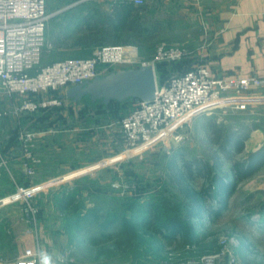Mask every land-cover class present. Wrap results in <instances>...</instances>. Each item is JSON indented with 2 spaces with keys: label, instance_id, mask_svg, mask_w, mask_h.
I'll list each match as a JSON object with an SVG mask.
<instances>
[{
  "label": "rangeland",
  "instance_id": "1",
  "mask_svg": "<svg viewBox=\"0 0 264 264\" xmlns=\"http://www.w3.org/2000/svg\"><path fill=\"white\" fill-rule=\"evenodd\" d=\"M121 1L46 0L47 11L56 12L47 24L48 40L53 39L62 47L47 45L40 66L66 58L89 57L100 46L116 44L114 35L119 32L112 31L95 36L96 40L108 41L105 44L72 46L78 38L89 37L86 22L90 15L92 19L98 18L100 13L110 16L114 5ZM144 6L139 12L141 35L136 36L134 42L118 45H136L143 61L152 59L160 46L183 49L186 54L182 59L159 62L163 78L195 63H206L207 41L212 36L205 12L189 9L184 0H146ZM216 7H220L217 1ZM120 33L119 41L132 40L130 33ZM201 35H205L204 39ZM158 76L161 77L159 72ZM19 102L20 97L11 101L0 91L1 111L12 110ZM133 105L131 100L93 107L87 103L64 104L47 113L21 112L0 117V153L8 160L10 169L12 163H22V136L30 133L34 135L33 151L49 156L48 169H56L60 160H66L69 166L82 171L75 178L50 184L30 197L34 213L23 199L0 204V252L14 255L26 239L38 235L42 240L43 235L50 241L51 247L46 251L55 263H58L56 254L51 250L55 249L59 255L68 250L67 260L59 264H134L137 257L144 264H175L179 257L215 253L221 250V237L234 236L238 240L233 244L238 261L263 263L264 220L260 212H264V186L261 188V177L239 182L219 215L205 214L202 220L193 219L198 235L193 241L195 249L186 248L182 234L168 238L142 225L141 219L145 208L153 202L171 213L183 209L182 194L169 178V164L172 159L180 166L183 158L210 159L209 154L215 150L209 127L211 120L226 127L250 128L258 120L264 121V104L255 105L253 111L228 107L201 113L177 128L179 139L171 137L147 148L126 150L119 121ZM53 118L55 124L51 123ZM50 129L59 131L55 135L45 133ZM42 132L43 138L39 136ZM53 153L57 156H50ZM228 164L229 161H225L224 167ZM58 172L53 170L50 175ZM12 176L6 170L0 171V200L16 192ZM35 176L28 179L33 182ZM202 184L201 178L194 182L197 188ZM64 191L73 196L74 202L62 208L60 197ZM213 203L215 205V201Z\"/></svg>",
  "mask_w": 264,
  "mask_h": 264
},
{
  "label": "built area",
  "instance_id": "2",
  "mask_svg": "<svg viewBox=\"0 0 264 264\" xmlns=\"http://www.w3.org/2000/svg\"><path fill=\"white\" fill-rule=\"evenodd\" d=\"M132 1L142 5L146 0ZM55 13L47 11L46 0H0V91L11 101L20 97V102L12 110H0V117L62 106L64 99L57 95L48 96L49 93H64L68 87L98 75L145 64H152L155 69L156 92L151 100L135 101L133 108L120 119L126 150L147 148L171 137L179 139L181 135L177 128L201 113L228 107L243 111L252 103L264 100L263 95L257 94L258 90L264 89V76L217 77L202 62L172 73L160 83L157 65L164 60L182 59L186 53L178 47L160 46L152 59L143 61L136 45H103L92 56L66 58L40 66L47 45V24ZM33 136L25 134L23 143L22 164L28 176L36 173L40 163V158L32 151ZM1 170L9 171V164L0 153ZM15 186L16 192L2 198L0 204L23 199L34 213L29 198L44 190L46 185L29 182L16 183ZM219 242L221 250L199 257H182L176 264H218L222 260L237 264L233 244L238 240L234 236L221 237ZM196 247L194 243L186 245L188 250ZM40 251L41 248L37 247L28 256H18L4 263L39 264ZM67 256L68 250H65L58 256L59 262H65Z\"/></svg>",
  "mask_w": 264,
  "mask_h": 264
},
{
  "label": "trees",
  "instance_id": "3",
  "mask_svg": "<svg viewBox=\"0 0 264 264\" xmlns=\"http://www.w3.org/2000/svg\"><path fill=\"white\" fill-rule=\"evenodd\" d=\"M144 8V4L137 5L132 0H123L114 5L113 13L110 16L100 13L98 18L92 19L93 15H90L86 22V27L90 30L89 37L82 36L74 43L83 46L91 44L102 45L108 41L104 39L96 40L95 36L99 33L110 34L112 31L114 33L116 31L119 32L114 35L117 38V41L115 40L116 44L134 42L136 36H140L142 33L139 12ZM121 31L130 33L132 40L119 41ZM188 68L186 67L184 70ZM157 71L161 75V77L159 76L161 81L167 78H163L162 70L158 65ZM128 100L135 102L134 99H127L122 102ZM77 102L87 103L92 105V107L98 104H105L101 101L93 103L87 96ZM111 102L122 103L119 101ZM62 106L56 107L62 108ZM50 109L52 107L48 108V110ZM43 110L46 109L38 112ZM209 124L212 136L211 141L215 146V150L209 154L210 159L183 158L181 166L178 165L176 159H172L169 164V178L172 183L178 186L182 194L183 209L171 213L166 208L161 207L159 203L153 202L145 208L141 219L142 225L151 227L156 233L165 235L168 238L182 234L186 244L193 243L198 236L193 219L202 220L205 214L210 216L219 215L227 207L228 199L234 192L238 182L252 175L264 163V145L250 152L244 158H237V154L244 149L245 140L249 136L251 128L258 127V123L252 124L250 128L243 126L239 128L226 127L217 122V120H211ZM225 161L230 163L228 171L224 169ZM198 178L203 179V184L199 188L194 185L195 180ZM73 202V196L64 191L60 197V206L64 208ZM134 264H144V262L137 257Z\"/></svg>",
  "mask_w": 264,
  "mask_h": 264
},
{
  "label": "crops",
  "instance_id": "4",
  "mask_svg": "<svg viewBox=\"0 0 264 264\" xmlns=\"http://www.w3.org/2000/svg\"><path fill=\"white\" fill-rule=\"evenodd\" d=\"M215 1H217L220 7L215 8ZM184 4L189 7V9L195 8L198 11L205 12L208 20L209 27L211 28V39H208L209 48L206 53V65L212 73L217 77L222 76H246V75H259L264 76V0H184ZM205 35H201L200 38L204 39ZM55 47H62L60 44L51 40H48L47 37V45ZM46 45V46H47ZM73 47H87L81 44L72 43ZM56 93V92H54ZM54 93H49L48 96H53ZM57 96L60 97L61 92H57ZM257 94L264 96V89L258 90ZM64 99L65 105H76L79 106L82 102H74L70 101L67 98ZM70 102V103H69ZM264 104V100L262 102H254L252 103L247 110L253 111L255 105ZM92 107V105H90ZM52 109H56L53 108ZM50 109V110H52ZM49 112L48 109L43 110L42 113ZM32 114V113H29ZM54 118L52 119V124H55ZM258 127L251 128L249 136L245 140V146L242 152L237 154V158H244L250 152H253L264 145V121H257ZM52 131V132H51ZM59 130H48L45 133L57 134ZM44 132L39 135L43 138ZM37 136V135H36ZM22 141L24 143V135L22 136ZM35 137V141H36ZM34 139L32 140L33 145ZM33 151V149H32ZM33 153L40 158V163L36 167V176L33 179V182H43L46 187L50 184H55L56 182L62 180H70V178H75L78 173H81L80 169L76 167L69 166V162L66 160H60V165L58 168L48 169L47 163L49 160V156L38 154L33 151ZM243 154L242 157L238 155ZM50 156H57L53 153ZM21 157H23V148ZM12 162V161H11ZM12 169L9 167L8 174L12 176V171L14 174L16 173L17 179L15 176H12L14 179V183L16 185V181L19 183L30 181L28 176L24 172L23 164H11ZM72 168V169H71ZM230 168V163L228 167L224 169L228 171ZM68 169L74 170L73 172L67 173L66 171L61 172L60 170ZM77 169V170H75ZM85 169V168H84ZM58 172L57 175H50L52 171ZM87 171V170H86ZM67 174V175H66ZM264 163L260 166L252 175L245 178L242 181L246 180H254L258 177L261 188L264 186ZM32 181V180H31ZM30 181V182H31ZM240 181V182H242ZM239 183V182H238ZM238 185V184H237ZM237 187V186H236ZM236 189V188H235ZM230 198V197H229ZM229 201V199H228ZM222 212V211H221ZM262 213V219L264 220V212ZM42 235V233H41ZM38 236V235H37ZM29 237L25 240V243L21 246L18 252L14 255L7 254L6 251L3 253L0 252V264H5L4 262L13 260L18 256H28L30 255L37 247H40L41 250H45L50 246V241L46 239V236H41V239L38 237ZM189 244V243H187ZM51 247V246H50ZM52 253L56 254L57 262L55 264H59L58 256L59 253L56 252L55 249L51 250ZM188 257V256H184ZM193 257V256H189ZM182 257H179L177 261L181 260ZM176 264V263H175ZM218 264H228L226 260L219 261ZM237 264H253L250 261H238ZM261 264H264L261 263Z\"/></svg>",
  "mask_w": 264,
  "mask_h": 264
},
{
  "label": "water",
  "instance_id": "5",
  "mask_svg": "<svg viewBox=\"0 0 264 264\" xmlns=\"http://www.w3.org/2000/svg\"><path fill=\"white\" fill-rule=\"evenodd\" d=\"M156 87L155 69L152 64H145L112 70L83 83L72 85L61 93L60 97L77 102L87 96L93 103L101 101L105 104L127 99L147 101L154 98Z\"/></svg>",
  "mask_w": 264,
  "mask_h": 264
},
{
  "label": "clouds",
  "instance_id": "6",
  "mask_svg": "<svg viewBox=\"0 0 264 264\" xmlns=\"http://www.w3.org/2000/svg\"><path fill=\"white\" fill-rule=\"evenodd\" d=\"M39 264H55L52 255H50L47 251L41 250L39 253Z\"/></svg>",
  "mask_w": 264,
  "mask_h": 264
}]
</instances>
